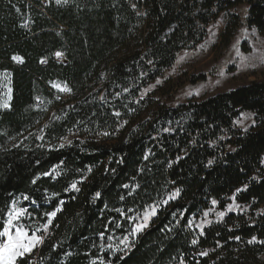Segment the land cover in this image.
<instances>
[{"label": "trees", "instance_id": "1", "mask_svg": "<svg viewBox=\"0 0 264 264\" xmlns=\"http://www.w3.org/2000/svg\"><path fill=\"white\" fill-rule=\"evenodd\" d=\"M239 3L264 37V0H0V84L12 89L10 106L0 107V211L28 196L25 224L34 229L30 222L43 224L63 201L44 242L17 264H264V81L160 107L142 121L150 105L136 101ZM54 82L70 89L67 100L54 96ZM44 104L55 111L47 123ZM245 110L255 124L242 131L234 121ZM57 165L59 177L42 175ZM73 181L80 191H65ZM125 184L139 187L129 195ZM176 189L127 254L107 248L129 228L114 209L141 208ZM233 194L249 212L191 232V217L213 200L224 208ZM112 219L123 227L114 230Z\"/></svg>", "mask_w": 264, "mask_h": 264}, {"label": "rangeland", "instance_id": "2", "mask_svg": "<svg viewBox=\"0 0 264 264\" xmlns=\"http://www.w3.org/2000/svg\"><path fill=\"white\" fill-rule=\"evenodd\" d=\"M232 14L237 17L234 21ZM247 15L246 3H239L227 11L220 12L207 25L206 36L201 42L193 48L180 50L172 65L140 90L136 101H144L145 104L150 105L144 109L140 120L150 119L151 111L160 107L175 108L190 99L200 101L219 93L232 91L251 81H264V37L256 28L247 25ZM54 83L61 87L65 86L60 82ZM52 85L54 96L60 101L67 100L69 91H60ZM8 99V86L6 79H3L0 84V104L8 102ZM44 107L46 109L45 123H47L54 118L55 111L50 104H44ZM238 120H242V123H236ZM253 121V113L245 110L239 113L234 124L238 129L245 131V128L248 130L255 124ZM70 139L71 136L67 137L63 144H67ZM262 164L264 165V154ZM23 197L15 198L16 207L26 208L29 211L28 200H24ZM229 205H232L231 210L228 208ZM205 211L209 212L207 217L203 215ZM220 212H224V215L219 216ZM231 212L247 213L249 206L238 203L233 194L229 196L224 208H220L217 203L215 205L211 203L207 209L191 217L190 221L193 223L191 227L188 225V228L194 234H201L206 226L221 221ZM29 219L30 217L26 215L22 222L26 223ZM205 219L211 223L203 224ZM30 224L34 228L42 225L40 223L36 225V222H30ZM37 234L45 235L46 233L41 228ZM175 264H181V261ZM183 264H185L184 261Z\"/></svg>", "mask_w": 264, "mask_h": 264}, {"label": "snow or ice", "instance_id": "3", "mask_svg": "<svg viewBox=\"0 0 264 264\" xmlns=\"http://www.w3.org/2000/svg\"><path fill=\"white\" fill-rule=\"evenodd\" d=\"M56 2L59 4L61 0H56ZM66 3L67 0H64ZM135 7V5H133ZM19 11V9H17ZM63 54L61 52H57L56 56L60 57ZM12 59L18 63H23V58L20 56H13ZM42 63L45 61H41ZM5 75H10V73H5ZM159 83V82H158ZM54 88H57L60 91H70L67 86L61 87V85L53 83L52 85ZM12 92V89L8 88V93L10 94ZM10 98V95H9ZM37 100H40L39 97H37ZM41 103H43L41 101ZM10 105L7 101H5L3 104H0V107L8 108ZM118 115V114H117ZM244 115V114H242ZM236 123H242V120H238ZM255 122L253 121V124ZM47 127V126H45ZM165 131H168V129H165ZM245 131H247V128H245ZM108 133H105L107 135ZM40 139H43V137H39ZM67 143H71V141H67ZM64 144H61L60 147H64ZM147 159V156L145 157ZM209 164H212V161H208ZM59 165L55 166L51 171L42 173L43 176H48L52 178L59 177L61 175V171L58 170ZM90 172L91 169H88ZM36 179H39L37 177ZM36 179L32 181V183H36ZM83 179V177L81 178ZM78 181H73L70 183L69 187L65 189V191L74 190V191H80L78 185ZM124 188L129 189V195H132V193L135 191L136 188L139 187V185H133L129 186L127 184L123 185ZM247 186L245 185V188ZM237 192H240L241 189H237ZM57 195V194H53ZM180 195V190L176 189L174 192L169 193L167 195V198L160 199V200H154L151 204L145 203L141 206V208H127L121 209L116 208L114 211H116L121 217H124L129 224V228L127 230V234L123 236L122 239L119 240V243L115 246L113 244L108 243L107 248L114 251H123L125 254H127L128 251L131 250L132 247H134V241L135 238L141 234L152 222V219L158 215L159 209L167 205L170 200L176 199ZM101 197V193L97 191L93 196V201L96 199H99ZM24 200H29L28 196L23 197ZM121 200H124L125 197L121 196ZM234 199V197H233ZM32 204H35L36 201L32 200ZM217 203L216 200L212 201V204L215 205ZM63 201H60V204L53 210L48 211L44 213V216L47 218L46 222H44L40 227L37 228H31L30 225L25 224L23 221V218L27 215L28 217L32 216V213L29 212L26 208H17L16 207V201L13 200L10 207H6L5 210L0 211V264H17L18 260H23L27 255H30L35 247L38 244H42L44 242V236L38 235L37 233L41 231V228L46 233L50 226L53 224L54 218L57 216V213L62 210ZM229 210H231L232 205L228 206ZM4 211H6V218L4 216ZM211 211V210H209ZM204 217H207L209 215L208 211L204 212ZM219 216H223L224 212L218 213ZM110 224L114 225L115 229L122 228V224L117 219H112L109 221ZM192 221H188L189 227L192 226ZM203 224L211 223V221L204 220L202 222ZM197 227H201V225H197ZM29 232H31V235H29ZM201 234L203 232L201 231ZM101 239L103 240L105 237V233L101 232L100 234ZM113 239L112 236H108L107 240L111 241ZM235 239L239 240V237H235ZM256 241V237H252L251 240H249V243H253ZM193 244L197 243V240L192 241ZM219 243V242H218ZM261 243H264V241H261ZM123 245V247H121ZM103 247V245H101ZM208 253L201 252V256H206ZM120 259H123V257H120ZM30 264V262H29ZM92 264H96V261L94 260ZM100 264H105V260L103 258H100ZM107 264H111V261H108ZM181 264H183V261H181Z\"/></svg>", "mask_w": 264, "mask_h": 264}]
</instances>
